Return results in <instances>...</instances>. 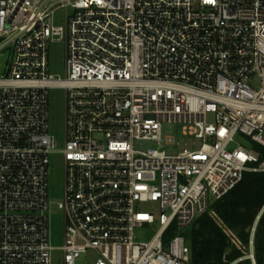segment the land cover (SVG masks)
I'll use <instances>...</instances> for the list:
<instances>
[{
    "label": "built area",
    "instance_id": "built-area-1",
    "mask_svg": "<svg viewBox=\"0 0 264 264\" xmlns=\"http://www.w3.org/2000/svg\"><path fill=\"white\" fill-rule=\"evenodd\" d=\"M55 39L64 78L49 74ZM0 60V264H192L183 232L217 218L211 204L245 173H264V0H0ZM52 87L65 90L62 146L50 133ZM166 123L192 141L164 136ZM141 140L158 148L136 149ZM157 221L151 240L135 239Z\"/></svg>",
    "mask_w": 264,
    "mask_h": 264
},
{
    "label": "trees",
    "instance_id": "trees-1",
    "mask_svg": "<svg viewBox=\"0 0 264 264\" xmlns=\"http://www.w3.org/2000/svg\"><path fill=\"white\" fill-rule=\"evenodd\" d=\"M263 206L264 173H245L229 194L211 204L217 218L206 213L183 232L192 250V264H253L246 258V250L258 216L254 256L256 264H264V212L260 215ZM220 223L236 235L244 249L232 243ZM174 229L166 239L175 235Z\"/></svg>",
    "mask_w": 264,
    "mask_h": 264
},
{
    "label": "rangeland",
    "instance_id": "rangeland-1",
    "mask_svg": "<svg viewBox=\"0 0 264 264\" xmlns=\"http://www.w3.org/2000/svg\"><path fill=\"white\" fill-rule=\"evenodd\" d=\"M55 26H64V11L58 10L54 19ZM66 73L65 67V46L64 43L55 39L49 43V74L54 78H64ZM49 116H50V133L55 137L57 142L62 146L64 143L65 131V90L61 87H52L49 90ZM209 121H213V115L209 114ZM182 125L178 123H166L163 125L164 136L172 135L175 138L183 141H192L191 138L183 137L181 134ZM237 140L240 143L246 144L245 137L238 136ZM249 143V142H248ZM135 148L140 150H147L150 148H158L154 141H136ZM161 149L166 150L168 153L173 154V150L167 145H163ZM49 169V200L52 207L51 216V243L55 247H60L64 241V216L63 212L59 209V203L63 201L64 197V160L60 155H52L50 158ZM258 218L254 224L257 227ZM159 229V222L154 225H146L135 230V239L137 241H149L156 234ZM253 232V230H252ZM252 234V233H251ZM241 248L242 245H241ZM244 249V248H243ZM255 250L251 249L250 245L247 251L249 257ZM59 254V253H57Z\"/></svg>",
    "mask_w": 264,
    "mask_h": 264
},
{
    "label": "water",
    "instance_id": "water-1",
    "mask_svg": "<svg viewBox=\"0 0 264 264\" xmlns=\"http://www.w3.org/2000/svg\"><path fill=\"white\" fill-rule=\"evenodd\" d=\"M1 63H2V60H0V70H1Z\"/></svg>",
    "mask_w": 264,
    "mask_h": 264
}]
</instances>
